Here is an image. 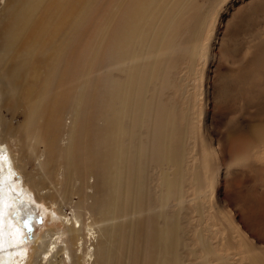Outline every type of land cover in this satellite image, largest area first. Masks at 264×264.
<instances>
[{"label": "bare ground", "instance_id": "1", "mask_svg": "<svg viewBox=\"0 0 264 264\" xmlns=\"http://www.w3.org/2000/svg\"><path fill=\"white\" fill-rule=\"evenodd\" d=\"M217 2L168 0L165 37L172 27L188 30L176 40L180 53L195 57ZM114 4L112 24L90 16V0L0 1V264H186L187 249L200 264H228L204 236L198 247L188 242L185 176L167 168L181 162L168 147L185 131L176 129V104L163 98L177 56L113 55L128 34ZM91 54L99 59L81 70ZM5 109L27 118L14 124ZM262 130L256 141L230 134L229 158L258 153ZM32 203L51 225L28 240L22 216Z\"/></svg>", "mask_w": 264, "mask_h": 264}, {"label": "rangeland", "instance_id": "2", "mask_svg": "<svg viewBox=\"0 0 264 264\" xmlns=\"http://www.w3.org/2000/svg\"><path fill=\"white\" fill-rule=\"evenodd\" d=\"M158 1L160 10L157 0H116L124 9L128 34L121 48L112 49V53L177 56L170 72L171 85L163 98L176 104V129H185L174 133L168 147L181 162L167 166L170 176L175 177V172L185 176L181 186L185 237L198 247L200 235L204 236L228 264H264V145L258 153L252 152L251 158L239 161H232L227 150L230 134L245 133L256 141L264 125V0H218L209 11L195 57L180 53L175 45L188 32L186 28L172 27L174 33L165 37L170 16L162 9L167 8L168 0ZM89 10L96 22L115 24L114 0H90ZM198 14L191 15L189 24ZM116 32L118 35V29ZM85 58L89 68L80 69L88 71L99 56ZM4 112L14 124L27 118L25 112H16L15 117L7 109ZM33 167L30 163L29 169ZM160 181L157 174L156 203H160ZM204 181L206 188L198 194L197 188ZM179 203L175 198L170 201L174 210ZM32 204V210L23 207L28 240L51 225ZM197 207L203 208L202 218ZM73 208L64 206L68 214ZM185 256L186 264H200L190 250Z\"/></svg>", "mask_w": 264, "mask_h": 264}]
</instances>
